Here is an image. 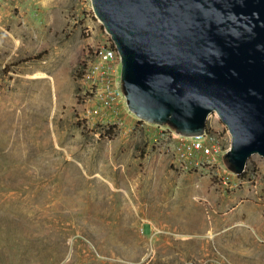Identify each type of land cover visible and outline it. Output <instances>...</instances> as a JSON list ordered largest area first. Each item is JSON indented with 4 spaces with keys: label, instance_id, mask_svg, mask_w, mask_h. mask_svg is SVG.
<instances>
[{
    "label": "rangeland",
    "instance_id": "374dc122",
    "mask_svg": "<svg viewBox=\"0 0 264 264\" xmlns=\"http://www.w3.org/2000/svg\"><path fill=\"white\" fill-rule=\"evenodd\" d=\"M106 38L89 0H0V264H264L262 157L179 162L123 100L84 119Z\"/></svg>",
    "mask_w": 264,
    "mask_h": 264
},
{
    "label": "water",
    "instance_id": "95a60500",
    "mask_svg": "<svg viewBox=\"0 0 264 264\" xmlns=\"http://www.w3.org/2000/svg\"><path fill=\"white\" fill-rule=\"evenodd\" d=\"M120 61L126 109L176 135L226 126L224 165L264 159V0H89Z\"/></svg>",
    "mask_w": 264,
    "mask_h": 264
},
{
    "label": "built area",
    "instance_id": "2783aa9c",
    "mask_svg": "<svg viewBox=\"0 0 264 264\" xmlns=\"http://www.w3.org/2000/svg\"><path fill=\"white\" fill-rule=\"evenodd\" d=\"M80 76V84L84 94H92L90 106L83 110L84 119L99 116L103 122L107 119H118V104L124 101L119 81L120 61L109 37L106 41L95 45L86 55ZM111 117V118H109ZM105 123V122H104ZM167 134L179 143L173 148L172 153L177 161H183L188 155L198 154L207 165L218 166L222 162L223 155L229 149L230 137L226 126L219 120L215 112L207 115L205 131L196 137H182L176 135L169 127ZM111 128L103 131L106 137L114 134ZM178 139V140H177ZM218 260H212L211 264H218ZM184 264H205L198 259H190Z\"/></svg>",
    "mask_w": 264,
    "mask_h": 264
}]
</instances>
